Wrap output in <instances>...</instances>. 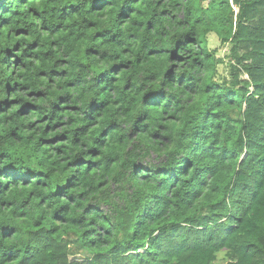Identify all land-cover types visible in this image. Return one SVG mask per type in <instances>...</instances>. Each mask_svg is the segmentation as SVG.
Returning a JSON list of instances; mask_svg holds the SVG:
<instances>
[{"label":"trees","instance_id":"trees-1","mask_svg":"<svg viewBox=\"0 0 264 264\" xmlns=\"http://www.w3.org/2000/svg\"><path fill=\"white\" fill-rule=\"evenodd\" d=\"M219 260L264 264V0H0V264Z\"/></svg>","mask_w":264,"mask_h":264},{"label":"rangeland","instance_id":"rangeland-1","mask_svg":"<svg viewBox=\"0 0 264 264\" xmlns=\"http://www.w3.org/2000/svg\"><path fill=\"white\" fill-rule=\"evenodd\" d=\"M209 46L211 48H213V49H217V55L218 56H220V57L223 56V54L225 52L224 51L225 48L223 49V47L220 46V43H219L218 39L213 34H211V35L209 34ZM218 70H219L220 73H223L224 74L225 71H226L225 65L224 64L219 65L218 66ZM215 264H222V261L219 260Z\"/></svg>","mask_w":264,"mask_h":264}]
</instances>
